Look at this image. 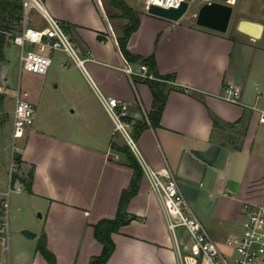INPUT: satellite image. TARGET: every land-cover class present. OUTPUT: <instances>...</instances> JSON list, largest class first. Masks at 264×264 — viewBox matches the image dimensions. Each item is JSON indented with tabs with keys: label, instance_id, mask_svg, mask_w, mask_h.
<instances>
[{
	"label": "crops",
	"instance_id": "1",
	"mask_svg": "<svg viewBox=\"0 0 264 264\" xmlns=\"http://www.w3.org/2000/svg\"><path fill=\"white\" fill-rule=\"evenodd\" d=\"M43 1L86 59V71L68 53L63 51L61 60L54 55L62 51H53L51 67L55 60L63 64V89L57 95L48 94L44 75L29 73L25 98L35 105L34 122L14 138L16 91L7 89L10 59L4 45L0 149L4 120L11 118L13 151L8 160L0 153V212L1 201L10 196L5 190L13 184L10 174L2 177V172L18 154L15 182L24 189L14 191L12 205L16 213H28L20 229L29 228L36 236L16 233L8 256L0 238V264H51L39 250L41 241L57 264H88L102 253L94 226L116 216L134 169L92 81L106 95L131 103L144 161L150 168L171 170L191 211L229 252L227 240L241 232L244 203L264 206V0H229L233 11L225 32L197 23L200 7L213 0L191 1L178 21L149 13L145 2L125 0L140 18L128 49L153 55L154 73L170 75L174 87L157 124L149 117L154 96L140 75L141 62L128 61L119 46L127 19H111L104 0ZM244 20L259 25V33L242 31ZM228 85L239 89L238 102L225 98ZM125 207L127 217L134 218L112 233L115 248L106 264H178L160 198L144 173ZM38 212L40 221L33 216Z\"/></svg>",
	"mask_w": 264,
	"mask_h": 264
},
{
	"label": "built area",
	"instance_id": "2",
	"mask_svg": "<svg viewBox=\"0 0 264 264\" xmlns=\"http://www.w3.org/2000/svg\"><path fill=\"white\" fill-rule=\"evenodd\" d=\"M23 4L21 17L18 21V29L8 33L7 38L20 48V70L37 74H47L52 64L51 53L61 50L70 55L73 61L86 71L85 62L81 53L76 48L70 35L65 30L61 21L55 17L45 6L43 0H20ZM185 0H144L146 10L154 5L165 8H178ZM38 10L45 20L43 26L30 25V11ZM87 54H91L87 51ZM125 70L132 73L130 65H125ZM140 75L143 78H154L148 73L146 64L140 65ZM99 99L113 120L115 132L121 134L126 145L131 149L142 167L143 173L150 182L151 189L158 194L163 211L165 213L167 226L173 237L178 255V264H264V206L246 202L243 205L244 218L242 220L241 232L227 240L229 252H223L218 243L212 238L208 230L191 211L188 202L181 192L178 182L168 167L162 169L150 168L143 159L141 151L136 143L134 134L128 131L137 120L131 114V103L121 100L115 96L103 93L95 83ZM225 98L238 102L240 91L232 85L225 90ZM35 105L25 97L21 96L18 88L15 95L14 108V131L13 137L18 138L23 128L34 122ZM264 121V112L260 117ZM15 149V148H14ZM18 167L15 154L13 153L10 177L12 178ZM23 184L19 181L9 186L8 195L12 191H22ZM9 198L1 201V211L8 218ZM2 221L0 227L5 226ZM184 227L190 236V250L183 252L176 229ZM4 250L8 249L6 239Z\"/></svg>",
	"mask_w": 264,
	"mask_h": 264
},
{
	"label": "trees",
	"instance_id": "3",
	"mask_svg": "<svg viewBox=\"0 0 264 264\" xmlns=\"http://www.w3.org/2000/svg\"><path fill=\"white\" fill-rule=\"evenodd\" d=\"M104 4L108 16L111 19L114 17L127 19V23L123 27L122 34L118 36L119 46L125 58L131 62L139 61L141 64H146L148 67V73L154 76V78H145V80L149 82L154 96V105L149 117L153 124H157L160 121L161 114L166 103L167 94L174 88L168 83L171 80V76H158L154 73L156 62L153 55L143 57L132 53L128 49L129 38L131 34L137 30L140 24L138 11L130 6L125 0H109V2L104 0ZM109 5L119 10V13H112ZM22 10L23 4L20 0H0V59L3 58V48L7 40V34L5 32L12 33L17 30ZM125 150L128 154L130 164L134 169V176L130 186L122 192L116 216L114 218L101 219L95 224V236L103 244V250L100 255L93 257L88 264H106L115 248L112 233L119 231L122 225L128 223L132 218H134L127 217L125 206L129 199L138 192L139 181L143 176V170L134 153L127 145ZM15 157L19 165L21 163L20 156L16 154ZM17 177V175L13 174V183L16 181ZM27 189L30 190V184H27ZM38 247L43 256L51 264H57L55 255L46 247L45 241H41Z\"/></svg>",
	"mask_w": 264,
	"mask_h": 264
},
{
	"label": "rangeland",
	"instance_id": "4",
	"mask_svg": "<svg viewBox=\"0 0 264 264\" xmlns=\"http://www.w3.org/2000/svg\"><path fill=\"white\" fill-rule=\"evenodd\" d=\"M139 2H140V4H143L144 0H139ZM30 18H31L30 19V25L31 26H37V25H44L45 24L44 18L42 17L40 12H38V10H36V9H32L30 11ZM7 39H9V38H7ZM5 44H6V48H7V54H8V57L10 59V65H9L10 70L8 73V78H9V81H8L9 85L8 86H9V88H7L8 90H10V92L11 91L17 92V90L19 88V90L21 92V96L26 97L25 96V90L27 89V81H28L27 75L29 73H32V74H36V75H44V77L46 79H48L46 81V90H47L48 94L50 93V94L57 95V93L58 94L61 93L60 91H61V89H63V83L60 82L59 76H60V73H62L63 64H62V66H60L59 63H57V60H55V62L53 63L52 67L50 68V70L47 74H37V73L28 72V71L23 70L22 75H20V48H19V46L15 45L12 41L6 42ZM57 51H61V50H56V52ZM58 57L61 60H63V51L61 52V54H59V52L55 53L54 58L57 59ZM37 81L38 80H36V82ZM57 84H59L60 90L57 89ZM27 99H28V97H27ZM60 99H62V98L60 97ZM128 131L131 134H134L133 129L131 127H128ZM136 143L139 147L137 140H136ZM125 144H126V142H125ZM12 151H13L12 119L10 118L9 120L8 119L4 120V145H3L2 149H0V153H2V156L4 157V159L8 160L9 157L11 156L10 154L12 153ZM4 174L8 178V176L10 174V169L8 166L2 172V177ZM8 190H9V187H7L5 192H7ZM15 196H16V192H14V191L10 192V196H9L10 207L8 208V218L5 217V213L3 211L0 212L1 217H3L2 221L4 223H6L5 226H3L1 228L0 235L6 239L7 245L8 244L11 245V243L13 244V238H14V235L16 233H20L24 229H29V228L20 229L21 228L20 227V224H21L20 220L26 222L29 219V216H28V213H26L24 211H21L18 213L15 212L14 207L12 205L13 199ZM33 216L35 217L34 218L35 220L40 221L39 212L37 214L33 213ZM16 220H18V221H16ZM29 230H31V229H29ZM176 233H177V238H178V241H179V244H180L182 251L188 252L190 250V242H191L188 231L184 227H178L176 229ZM170 235H171V232H170ZM171 237H172V235H171ZM8 254H9V251L7 250L6 255L8 256Z\"/></svg>",
	"mask_w": 264,
	"mask_h": 264
},
{
	"label": "water",
	"instance_id": "5",
	"mask_svg": "<svg viewBox=\"0 0 264 264\" xmlns=\"http://www.w3.org/2000/svg\"><path fill=\"white\" fill-rule=\"evenodd\" d=\"M191 1L193 0L183 1L178 8H165L152 4L148 12L173 21H178L189 10ZM232 11L233 7L229 0H213L206 2L200 7L197 13V23L205 27L225 32L228 29ZM22 233L26 237L36 236V233L29 229L22 230Z\"/></svg>",
	"mask_w": 264,
	"mask_h": 264
},
{
	"label": "bare ground",
	"instance_id": "6",
	"mask_svg": "<svg viewBox=\"0 0 264 264\" xmlns=\"http://www.w3.org/2000/svg\"><path fill=\"white\" fill-rule=\"evenodd\" d=\"M260 28L261 27L259 25L246 20L242 21L240 24V29L250 34H258Z\"/></svg>",
	"mask_w": 264,
	"mask_h": 264
}]
</instances>
